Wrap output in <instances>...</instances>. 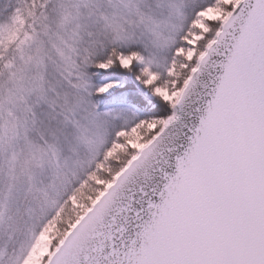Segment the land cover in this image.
Returning <instances> with one entry per match:
<instances>
[{"label":"snow or ice","instance_id":"6c2138e0","mask_svg":"<svg viewBox=\"0 0 264 264\" xmlns=\"http://www.w3.org/2000/svg\"><path fill=\"white\" fill-rule=\"evenodd\" d=\"M0 264H264V0H0Z\"/></svg>","mask_w":264,"mask_h":264}]
</instances>
